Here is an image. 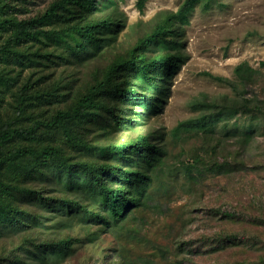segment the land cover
Wrapping results in <instances>:
<instances>
[{"label": "rangeland", "instance_id": "rangeland-1", "mask_svg": "<svg viewBox=\"0 0 264 264\" xmlns=\"http://www.w3.org/2000/svg\"><path fill=\"white\" fill-rule=\"evenodd\" d=\"M53 1L20 0V9L5 10L21 19L44 13ZM101 1L106 10L94 15L121 24L115 42L81 67L55 65L35 75V68L8 67L5 72L19 75V81L11 92L0 84L3 118L19 114L18 94L28 78L32 83L54 70L55 80L71 82L73 92L85 89L95 70L137 47L182 2ZM6 16L0 11V18ZM175 28L180 59L158 111L132 116L130 131L104 134L98 128L87 137L94 146H107L145 135L164 148L144 205L118 228L103 227L62 214L59 200L74 195L46 182H30V188L50 198L44 207L27 205L42 223L1 238L0 264H10L13 253L12 258L27 260L37 244L65 239L72 240L74 252L57 264H264V0L199 3L190 23ZM8 35H1L0 44ZM241 65L254 71H239ZM203 118L214 120L213 129L204 126ZM77 154L98 161L84 149ZM218 209L236 215L225 218ZM228 235L234 241L223 246Z\"/></svg>", "mask_w": 264, "mask_h": 264}, {"label": "trees", "instance_id": "trees-1", "mask_svg": "<svg viewBox=\"0 0 264 264\" xmlns=\"http://www.w3.org/2000/svg\"><path fill=\"white\" fill-rule=\"evenodd\" d=\"M18 1L0 0V11L8 15L0 18V37L5 32L9 34L0 44L4 72L15 64L35 68L33 75L55 65L84 66L115 42L114 34L121 27L114 24L113 18L94 15L106 10L100 0H54L44 13L21 19L5 10L11 6L20 9ZM145 1L140 0V5ZM213 1L182 0L179 8L137 47L95 70L83 90L73 92L71 82L56 81L54 70L32 83L30 78L26 80L18 94L19 114L8 115L6 120L0 111V239L42 223L27 205L44 207L50 198L30 188L28 184L33 181L46 182L74 195L59 200L62 214L80 216L81 221L103 227L118 228L134 208L144 205L164 148L145 135L107 146H94L87 137L98 128L104 134L130 131L132 116L158 111L167 92L165 83L180 59L182 44L175 39L180 35L175 27L190 23L197 4L210 5ZM106 2L114 5L116 0ZM238 70L254 71L249 65H241ZM18 81L19 75L0 72V84L6 92L13 91ZM4 90H0V110ZM36 109H40L39 113H35ZM52 109L55 110L51 112ZM202 120L205 127L213 125V119ZM82 149L94 154L90 157L98 161L79 159L77 153L81 154ZM220 213L225 218L236 215L230 210ZM233 241L228 235L223 246ZM28 252L27 260L18 255L12 258L13 253L8 261L57 264L73 254L74 246L72 240L65 239L37 244Z\"/></svg>", "mask_w": 264, "mask_h": 264}]
</instances>
